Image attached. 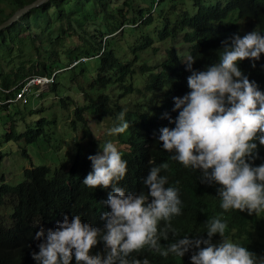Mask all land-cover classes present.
Returning <instances> with one entry per match:
<instances>
[{"label": "trees", "instance_id": "1", "mask_svg": "<svg viewBox=\"0 0 264 264\" xmlns=\"http://www.w3.org/2000/svg\"><path fill=\"white\" fill-rule=\"evenodd\" d=\"M34 1L36 0H15L18 7L7 18L0 21V24L9 19L17 10ZM131 1L127 0L124 3L129 6L127 10H117L118 0H49L41 6L33 8L27 16L21 17L19 21L28 17L23 27L29 33L28 51L33 54L34 61L27 62L30 65L29 69H26L25 63L19 65L13 76L0 74V86L8 89L31 75H51L55 71L74 69L91 58L101 60L97 79L92 84L93 87H105L110 82L123 81L132 72L136 60L129 63L121 62L115 57L113 50L109 48L108 39H111L113 35L128 25L136 28L140 24L150 22L152 17V15L145 13L141 6L139 9H132ZM160 1L158 0V3ZM189 1L192 2L196 12L191 14L189 11H183L179 17L180 21L172 28H170V23L166 18L167 25L164 32L160 34V39L164 41L170 36H175L180 30H188L191 36L187 33L185 40L192 44L189 55L195 58L193 67L197 70H203L208 64L218 59L217 52L221 48V40L235 32L242 35L240 21L255 24L257 26L256 31L264 34V0H228L226 3L219 2L210 6L206 5L207 0ZM65 9H69L67 16H65ZM90 17H93L96 22L93 24L95 28H91L92 30L86 25L88 21L86 18L89 19ZM71 18L77 20L81 32L85 28L88 29L86 34L91 38H87V44L89 42L88 47L91 49L86 50L88 51L87 55L70 54L71 50H66L65 47L60 52L50 51L44 40L39 42L42 35L39 38L34 37V30L40 28L42 19L51 21L47 25L48 31L54 30V25L57 22L68 23V28L60 27L58 37L61 38L62 34L64 36L69 35L76 30ZM100 28L107 29L108 33H101L98 37V29ZM45 32L46 29L42 33ZM74 35L72 34V37H75ZM76 35L79 36V33ZM103 37L106 38L104 47H102V42L95 41L98 38L102 41ZM17 39L21 42L23 38L18 34ZM90 43H98L100 47H92ZM151 44L152 41H147L141 49H146ZM12 49L8 45L1 46L0 55L12 51ZM41 55H43V60L39 61L38 58ZM61 55H64L69 63L66 65L67 67L55 70ZM83 58L87 60L85 62L80 61ZM183 60L175 50H169L168 58L162 63L161 70L150 75V86L154 91L163 93L164 101L162 104L159 105L155 101L153 105L151 101L140 116H133L128 111L132 109L130 107H127L126 110L123 107H116L119 112L126 111L124 118L129 124L124 133L116 134L118 142L124 146L121 151L122 158L128 161L125 178L118 184L124 187L126 192L139 194L143 191L146 194L148 189L143 184V178L147 176L148 170L154 165L167 162L168 168L161 169L160 174L168 177L166 187L172 186L179 190L178 194L182 205L180 215L174 216L167 222L171 228L166 229L167 240L163 237L159 239L162 247L185 234L189 235L190 238L196 235L206 237V222L209 218L222 213L220 218L227 223L225 235L234 242L247 247L258 256H264V219L255 214L248 215L247 211L238 209L225 211L221 209L220 200L217 196L219 185L202 183L200 170L185 168L178 161L171 159L172 153L160 147L161 142L157 139L159 129L165 126L174 127V123L165 116L167 113L174 120L177 115V112L173 111V96H181L189 91L186 77L190 73L186 70ZM76 62L78 64L73 66ZM261 64H264V54H261V60L257 62L255 68L251 67L247 60L241 62L240 67L250 80L255 79L261 88H264V68L260 67ZM53 90H57V83H55ZM82 90L85 98L89 100L88 107L98 117L112 112L111 107L97 103L91 91L85 88ZM3 98L4 96L0 92V99ZM62 103L64 106L67 105L65 101ZM82 110L77 109L76 111L80 120L83 119ZM117 123L119 121L116 118ZM44 128V119H41L36 129L29 130L24 134L27 142L37 141L40 136L44 135ZM98 151L100 149L96 146L87 150L79 148L70 167L63 164L54 169L49 166H31L24 170L22 183L16 186L3 184L0 187V205H5L6 199L14 201L10 206L12 211L11 225L7 226L4 220L0 218V264H36L31 255L33 251H38L37 244L40 242L34 239L36 231L41 226L44 229H54L57 226V221L62 220L65 214L69 218L73 214H79L83 221L103 228L105 221L102 219V213L108 208L101 202L107 199V192L111 189L110 187L108 189L102 187L92 189L82 184L84 176L91 171V161L88 156L94 155ZM150 160L151 164L149 163ZM262 160H264V146L258 144V155L252 163L258 165ZM164 225V221L158 222V232ZM173 229L175 234H173ZM220 239L218 234L214 235L212 242L218 243ZM97 251H103L102 242H99L92 249L93 253ZM194 251L195 249H192L181 259H177L171 254L162 256L158 251L146 245L144 248L130 253L128 259L135 258L143 261L146 257L149 264H191L190 256ZM70 264H75V259Z\"/></svg>", "mask_w": 264, "mask_h": 264}, {"label": "clouds", "instance_id": "2", "mask_svg": "<svg viewBox=\"0 0 264 264\" xmlns=\"http://www.w3.org/2000/svg\"><path fill=\"white\" fill-rule=\"evenodd\" d=\"M220 43L218 59L203 70L193 67L192 55L184 57L182 62L190 73L186 77L189 91L173 96L177 115L174 120L167 113L165 116L174 127H161L157 139L162 149L172 153V160L200 170L202 183L219 185L221 209L260 216L264 213V160L258 165L252 161L258 155V144L264 146V88L250 80L240 64L247 60L251 67L257 66L264 54V34L255 29L243 35L235 32ZM124 117L122 110L117 116L119 123L107 129L110 136L128 129ZM88 159L91 171L82 184L111 189L101 202L108 208L102 213L103 228L83 221L79 214L71 218L65 214L54 229L41 226L34 236L40 241L38 251L31 254L36 264H70L73 259L75 264H149L146 257L143 261L128 259L130 253L146 245L177 259L195 249L191 264H264V256L225 235L227 223L220 218L222 213L206 222V237L185 234L161 246L160 237L167 240L166 229L171 228L167 222L180 215L182 205L179 190L166 187L168 177L160 174L168 168L167 162L150 167L143 178L147 193L135 194L118 184L125 178L128 161L112 140L100 143V151ZM160 221L165 225L158 232ZM217 234L221 239L213 243ZM99 242L103 251L93 253Z\"/></svg>", "mask_w": 264, "mask_h": 264}, {"label": "rangeland", "instance_id": "3", "mask_svg": "<svg viewBox=\"0 0 264 264\" xmlns=\"http://www.w3.org/2000/svg\"><path fill=\"white\" fill-rule=\"evenodd\" d=\"M125 1L127 0H118L117 10L129 8L124 4ZM226 1L228 0H207L206 5L226 3ZM130 3L132 9L143 7L145 13L152 17L150 22L140 24L136 28L128 25L113 35L111 39L109 38L110 40L108 39L109 48L121 62L129 63L136 60L132 72L123 81L110 82L105 87H93L92 84L97 79L101 60L91 58L77 68L62 70L57 76V90L54 91V86H52L49 91L43 93L40 99L32 98L27 105H0V187L3 184L16 186L22 183L24 170L31 166H49L54 169L63 164L70 167L79 148L87 150L96 146L100 149V143L102 144L105 140H112L121 152L124 146L118 142L116 135L110 136L107 132L108 128L116 124V118L120 113L116 107H123L124 110L130 107L132 109L128 111L133 116H140L151 101L153 105L155 101L159 105L162 104L163 93L154 91L150 86V75L161 70L162 63L168 58L169 50H175L184 59L186 55H189L192 47V44L185 40L187 33L191 36L186 29L180 30L175 36H170L164 41L160 39V34L164 32L167 25L165 19H168L170 28H172L180 21L179 17L183 11L194 14L196 9L189 0H161L159 3L158 0H132ZM17 7L15 0H0V21L7 18ZM64 12L67 16L69 9H65ZM28 13L23 16H27ZM71 19H73L76 30L69 35L62 34L61 38L58 37L60 27L68 28V23L57 22L54 30L48 31L47 25L51 21L42 19L40 28L34 30V37L39 38L42 35L39 42L44 40L50 51L60 52L65 47L66 50H71L70 54L87 55L86 50L91 49L88 47L89 42L87 44V40L91 38L86 34L88 29L82 30V33L77 20ZM19 20L14 26L10 25L2 29L3 32L0 30V47L8 45L13 48L12 51L0 55V74L13 76L19 65L25 63L26 69H29L30 65L27 62L34 61L33 54L28 51L29 33L23 27L28 17L22 21ZM86 20H88L86 25L89 29L95 28L93 24L96 22L93 17L86 18ZM239 25L242 35L254 29L257 30V26L249 22L240 21ZM45 29L46 32L43 34ZM98 30V37L101 33H108V30L104 28ZM78 33L79 36L76 35ZM18 34L23 38L21 42L17 39ZM72 34H75V37H72ZM95 41L102 42V47H104L106 38L103 37L102 41L98 38ZM147 41H152L151 46L141 49ZM90 44L95 48L100 47L98 43ZM6 49L9 50L7 47ZM38 60L42 61L43 55ZM68 63L69 60L61 55L55 70L67 67ZM112 73L114 74V71ZM82 88L91 91L97 103L111 107L113 114L98 117L88 107L89 100L85 98ZM62 101H65L67 105L64 106ZM77 109H83L82 120L76 115ZM41 119H44L45 124L44 135L40 136L37 141L28 143L24 134L36 129ZM13 203L14 201L6 199L5 205H0V218L7 226L12 223L10 206ZM260 217L264 219V213Z\"/></svg>", "mask_w": 264, "mask_h": 264}, {"label": "built area", "instance_id": "4", "mask_svg": "<svg viewBox=\"0 0 264 264\" xmlns=\"http://www.w3.org/2000/svg\"><path fill=\"white\" fill-rule=\"evenodd\" d=\"M86 60V58H83L80 61L85 62ZM78 62L74 63L73 66L77 65ZM60 72L61 71H55L51 75H31L8 89H4L0 86V92L5 98V100L0 99V105H27L31 102L32 98L40 99L44 92L49 91V89L55 85L57 76Z\"/></svg>", "mask_w": 264, "mask_h": 264}, {"label": "water", "instance_id": "5", "mask_svg": "<svg viewBox=\"0 0 264 264\" xmlns=\"http://www.w3.org/2000/svg\"><path fill=\"white\" fill-rule=\"evenodd\" d=\"M47 1H49V0H36L33 3L25 6L24 8L19 9L9 19H7L6 21H4L0 24V30L12 25L16 21H18L25 13L29 12L33 8H37V7L41 6L43 3L47 2Z\"/></svg>", "mask_w": 264, "mask_h": 264}]
</instances>
